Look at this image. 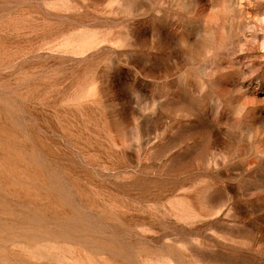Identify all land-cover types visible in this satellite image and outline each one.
Listing matches in <instances>:
<instances>
[{
  "label": "rangeland",
  "instance_id": "rangeland-1",
  "mask_svg": "<svg viewBox=\"0 0 264 264\" xmlns=\"http://www.w3.org/2000/svg\"><path fill=\"white\" fill-rule=\"evenodd\" d=\"M0 264H264V0H0Z\"/></svg>",
  "mask_w": 264,
  "mask_h": 264
}]
</instances>
